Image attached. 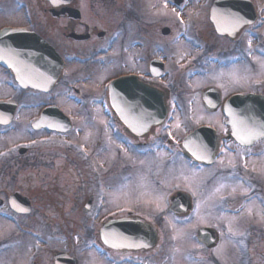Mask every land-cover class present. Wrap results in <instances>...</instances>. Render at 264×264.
I'll return each mask as SVG.
<instances>
[{"label":"flooded vegetation","instance_id":"flooded-vegetation-1","mask_svg":"<svg viewBox=\"0 0 264 264\" xmlns=\"http://www.w3.org/2000/svg\"><path fill=\"white\" fill-rule=\"evenodd\" d=\"M165 1L164 6L172 10L171 15L152 20L148 18L140 6L139 0H126L125 4L122 5L118 24L110 31L99 27L89 19L94 12L93 0H54L53 2L51 0H13L11 2L14 3L12 5L18 13L17 20L0 23V28L3 26L23 27L43 35L55 46L64 60L61 77L47 92L32 87H21L15 80L12 69L0 64V84L12 89L8 90L10 94L0 95V98L17 102L12 121L9 124L0 123V131L8 128L13 121L17 120L18 111L25 104L27 107H32V112L26 111L24 113L26 115L25 121L21 120L18 124L23 125L24 122L30 129L33 119L38 117L47 104H57L54 96L60 94L73 103L72 108L74 103L77 105H75L76 113L69 111L71 107L69 109L61 107L71 118L73 125L71 130L81 132L83 130L82 123L95 120L97 128L102 134L108 136L110 143L115 148V155H118V159L110 161L107 155L110 143H102L101 141L96 149L91 147L88 158L82 157L85 153L76 146L77 143L68 146L69 150L74 152L68 161L70 173L73 176L80 175L85 179L83 186L74 187L79 189V191H75L76 194H81L83 191L85 193L78 209L88 224L97 225L94 230L92 229V234L86 235L87 241L90 239L93 241L89 251L100 254L108 264H141L142 254L153 249L115 247L101 240L99 228L112 218L139 217L145 221H151L149 217L139 213L136 207L125 206L119 202L118 205H115L116 202L111 200L108 202V186L102 183L103 179L110 180L116 177L118 173L128 171L130 172L122 177L133 178L135 176L132 175V172L135 170L138 172L140 169L136 163H141L142 178H146L149 182L148 188H162V183L169 182V180L165 174H156L157 161L160 160L169 164L177 159H182L195 167L213 166L215 168L213 174L216 176L221 173H230L235 178L241 176L245 178L248 184L250 183L249 178L251 176L246 174L244 165L238 164V161H245V158L247 159L248 155L252 153L253 145L259 140L246 145L234 139L231 136L227 117L223 113L222 103L233 92H246L251 89H233L228 94H223L221 85L214 82L203 84L195 92L199 93L198 97L201 100L203 110L209 115V119L194 124L178 140L173 139L172 136H162L163 130L169 126V122L174 118L175 113L181 112L183 115H188L190 112L191 97L194 92L189 90L190 79L185 74H200L205 71L208 65L227 64L231 63V60L237 62L250 60L251 62L249 54L251 55L253 50L249 48L247 39L246 44H244L246 50L243 53L234 48V44L242 43L241 39L249 30L250 25L242 28L239 35L232 39L225 34L218 33L210 19V8L214 0L194 2L196 6L201 7V11L196 17H201L206 12L205 17L201 18L204 21L203 25L195 22L199 18H195L189 8L187 11L185 10V13H179L173 9L184 10L188 7L189 0ZM182 17L186 18L183 23L180 21ZM202 28H208L204 34ZM55 33L62 35L58 42L70 39L71 42L78 44L86 41L89 46L87 49L75 47L63 49V46L58 45V42L56 44L51 39L52 36L50 35ZM177 35L179 38L190 39L187 40L190 53L183 58H178L174 63L170 47L172 42L177 39ZM116 41L119 43L117 51L120 59L119 69L115 70L112 75L103 76L100 90L90 89L91 91H89V88L96 83L94 82L96 78L95 68L101 69L108 66L114 52L111 49ZM119 76L128 78L123 80L122 86L118 89V98L113 100L108 83L112 78ZM105 77L108 79L106 87ZM210 85L214 86L217 92L212 93L210 100L212 102L209 108L204 103L203 92ZM29 91L42 94L50 93L53 98L46 102L45 97L41 95L32 101H28L26 95ZM191 93L193 95H190ZM23 102L25 103L23 104ZM217 118L220 124H218ZM200 125H205L208 128L200 134V137L183 147L182 140L185 135ZM31 129L38 132L47 131L44 127L39 129L31 127ZM48 131L62 135L68 134V132L55 130ZM25 143L20 141L6 149L5 153L0 154L1 177H16L20 165L22 170L30 166V157L25 155L36 150L37 146L34 143L29 145ZM140 157H142V161ZM55 159L54 157L52 161L55 162ZM204 159H207L209 163L200 162ZM34 160L38 166H47V162L43 158L36 160L33 157L32 161ZM53 167L56 168V165ZM257 186L258 184L251 185L253 190H259L260 188H256ZM38 189L41 190L39 199L44 200L45 196L42 194V190H45V187L40 186ZM168 189L170 192L165 203V209L169 208L170 197L175 192L178 190L189 192L175 185ZM16 190L19 189L6 186L0 188V221L8 222L17 215L20 217L30 215L17 212L11 207L9 196ZM23 193L30 196L31 200L33 199L31 193ZM76 197L77 195L72 196L71 199L77 202ZM85 204L88 205V208L83 211ZM191 205L192 210L196 205V198L192 194ZM149 206L153 207V204H149ZM69 221L70 226L81 222L75 219ZM67 226L69 224H66L64 228L67 229ZM7 237L9 235L0 236V253L4 248H6L4 251L7 252L10 246H13V235V240ZM51 237L63 241L64 244L61 246H42L44 250L49 252L50 258L41 261L36 256L40 253L44 238L37 236L35 247L32 249V264H54V255L57 250H64L69 255H76L79 264H83L80 258L83 250L74 233L52 235Z\"/></svg>","mask_w":264,"mask_h":264},{"label":"rangeland","instance_id":"rangeland-1","mask_svg":"<svg viewBox=\"0 0 264 264\" xmlns=\"http://www.w3.org/2000/svg\"><path fill=\"white\" fill-rule=\"evenodd\" d=\"M11 1L13 0L0 1L1 24L18 18V13L12 5L14 3ZM195 1L200 3V0H189V5L184 10L173 9L176 12L185 13V10L187 11L189 8L193 16L199 18L195 22L203 25L204 21L201 18L205 17L206 12L201 17H196L200 13L201 7L196 6ZM125 2L126 0H93L94 12L89 19L99 27L110 31L118 24L122 5ZM139 2L148 18L152 20L171 15L172 10L164 6L165 0H139ZM255 2L259 4L264 13V0H255ZM201 4L203 3L201 2ZM185 20L186 18L183 17L182 20L180 19L181 23ZM258 20V26L256 25L253 30L245 32L241 39L242 43L234 44V48L243 53L246 50L244 44H246V39L248 40V46L253 50L251 55L249 54L251 62L250 60L240 62L231 60V63L227 64L218 63L211 66L205 64L203 67L206 66V69L203 73L185 74L190 79H188L189 90L194 92V95L190 94L193 95L191 97L190 112H188V115H183L181 112L175 113L174 118L169 122V126L163 130V137L168 135L178 140L194 124L209 119V115L203 110L201 100L198 97L199 93L195 92L203 84L217 83L223 88V94H227L233 89L264 90V54H260L261 52L257 48L264 41V19L258 18ZM207 29H201L203 34ZM50 36H52L53 42L57 44L59 37L62 35L55 33ZM187 40L190 39L177 38L172 42L170 49L174 63L178 58L189 55V42ZM59 42L58 45L63 46V49L66 47L87 49L89 46L86 41L78 44L71 42L70 39L60 40ZM118 44V41H116L111 49L114 52L108 66L101 69L95 68L96 78L94 82L96 83L89 88V91L100 90L103 76L112 75L115 70L119 69ZM107 80V78L104 79L105 87L108 83H106ZM9 89L0 84V95L10 94ZM27 95L26 100L28 101H32V99L34 100V98L41 95L45 97L46 102L51 101L53 98L50 93L42 94L29 91ZM54 98H56L55 102L63 109L71 107L69 109L71 113L77 112L76 103H74L76 106L74 105L72 108L73 103L60 96V94L54 96ZM26 111L32 112V107H27L26 104L23 105L18 111L17 120L13 121L8 128L0 131V153H5L6 149L16 145L19 141L26 142V145L34 143L37 146L36 150L25 155L30 157L29 164L31 167L22 170L20 165L16 177L0 176V188L6 186L32 193L34 195L33 200L37 203L38 208H34L30 215L20 217L21 222H23L22 225L16 224L17 222L12 224L8 223L9 221H0V236L9 235L7 238L10 240L14 238L13 246L11 245L7 252L4 251L6 248L3 249L4 252L1 251L3 253H0V264H32V249L35 247V238L39 235L34 231H38L42 235L48 234L47 232L54 233L55 231L59 233L60 224L64 228L66 224H70L69 220L85 221L78 209V205L82 201L81 198L85 193L83 191L81 194H76L75 191H79V189L74 188L83 186L85 179L80 175L73 176L70 173L68 161L74 152L70 151L68 146L77 143L76 146H79V149H82L85 153L82 157L88 158L91 147L96 149L101 141L102 143H110L108 136L102 134L97 128L95 120L82 123L83 130L81 132L72 130L66 135L32 131L24 122L23 125L18 124L21 120L25 121L26 115L24 113ZM28 115L29 113L27 117ZM213 116L215 117V115ZM218 124H220V121H218ZM252 149V153L248 155L247 159L245 158V161H238V164L244 165L246 174L251 176L249 184L241 176L235 178L230 173H221L216 176L213 174L215 169L213 166L195 167L182 159H177L169 164L160 160L157 161L156 174H165L169 180V182L162 183V188H148L149 182L146 178H142L141 163H136L140 169L138 172L137 170L132 172V175L135 176L133 178L122 177L130 172L128 171L120 172L110 180H102V183L108 186V202L111 200L116 202L115 205H118L119 202L125 206L136 207L139 213L160 224L159 243L152 251L142 254L141 264H216L211 261L215 259L221 264H264V138L257 141ZM107 155L110 161L118 159L112 143L109 144ZM33 157L36 160L39 158L45 159L49 167L38 166L35 160L32 161ZM54 157L56 158L55 162L52 161ZM140 160H143L142 157H140ZM54 165H56V168L53 167ZM253 184H258L256 188L263 191L257 197L255 194H251L254 191L251 187ZM173 185L188 190L196 198L193 211L185 216L175 215L164 208L170 192L168 188ZM40 186L45 187V191H51L52 188L55 201L58 203L56 207L46 203L48 201L42 206L43 203L40 202V199L35 198L41 192L38 189ZM75 195H77V202L71 199ZM149 204H153V207ZM57 206L59 207L57 208ZM202 224L213 225L219 230V242L211 249L205 248L196 239V228ZM96 227L97 225L94 226V228ZM69 228L72 229L74 226L67 227V230ZM77 228L75 235L83 250L80 254L83 264H108L100 254L89 251L91 247L88 246L85 233L79 230V226ZM229 228H231V232ZM67 230L66 232H68ZM63 244V241L59 239L55 241L45 239L41 243L40 253L36 257L41 261L48 259L50 254L43 247L61 246Z\"/></svg>","mask_w":264,"mask_h":264},{"label":"water","instance_id":"water-1","mask_svg":"<svg viewBox=\"0 0 264 264\" xmlns=\"http://www.w3.org/2000/svg\"><path fill=\"white\" fill-rule=\"evenodd\" d=\"M54 1V0H51ZM227 16V23L224 18ZM211 18L219 32L232 30V32L246 22L255 18L254 9L250 0H215L211 6ZM234 18V20H232ZM230 24V25H229ZM0 61L13 69L16 79L23 87L32 86L44 90L50 89L61 73L63 60L55 48L40 35L22 28H3L0 30ZM128 77L116 78L110 82L112 97L118 98V89L123 80ZM213 88L204 92L205 104L209 106L212 101ZM5 108V110L1 109ZM15 108L13 101H0V121L8 122L12 118ZM225 112L229 116V123L233 136L241 143L250 144L261 136H256L250 143L244 142L236 135L240 120H247L256 126L264 125V94L247 92L238 93L228 99ZM3 115V116H1ZM159 118V115L157 116ZM67 130L71 127L69 117L56 105L45 107L40 115L33 121V126ZM205 127L192 131L185 139L197 138L203 133ZM190 195L184 191H177L171 197L170 209L177 213L186 212L190 208ZM11 205L18 211L29 212L32 208L30 199L15 192L10 196ZM86 210V207H84ZM104 242L115 247L150 248L157 243L156 229L139 218H114L103 224L99 230ZM197 238L207 247L214 246L219 235L211 226H200L197 229ZM55 264H78L75 256H69L64 251L55 254Z\"/></svg>","mask_w":264,"mask_h":264},{"label":"snow or ice","instance_id":"snow-or-ice-1","mask_svg":"<svg viewBox=\"0 0 264 264\" xmlns=\"http://www.w3.org/2000/svg\"><path fill=\"white\" fill-rule=\"evenodd\" d=\"M238 123L239 127H237L236 122L233 126L237 128L236 135L242 141L250 143L256 136H264V125L256 126L247 120H240ZM229 231L231 232V228H229Z\"/></svg>","mask_w":264,"mask_h":264},{"label":"trees","instance_id":"trees-1","mask_svg":"<svg viewBox=\"0 0 264 264\" xmlns=\"http://www.w3.org/2000/svg\"><path fill=\"white\" fill-rule=\"evenodd\" d=\"M50 196H52V194L50 192H47L46 195H45L46 200L48 201L47 203L50 204V205L56 206V204H57L56 201Z\"/></svg>","mask_w":264,"mask_h":264}]
</instances>
